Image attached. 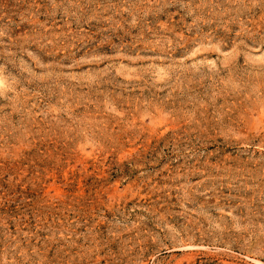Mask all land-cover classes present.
Listing matches in <instances>:
<instances>
[{"label": "rangeland", "instance_id": "374dc122", "mask_svg": "<svg viewBox=\"0 0 264 264\" xmlns=\"http://www.w3.org/2000/svg\"><path fill=\"white\" fill-rule=\"evenodd\" d=\"M0 264H264V0H0Z\"/></svg>", "mask_w": 264, "mask_h": 264}]
</instances>
